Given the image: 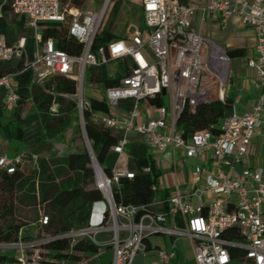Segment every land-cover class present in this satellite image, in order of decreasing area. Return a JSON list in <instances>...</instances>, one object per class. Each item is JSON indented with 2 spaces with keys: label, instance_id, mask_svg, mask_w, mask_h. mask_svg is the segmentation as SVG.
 <instances>
[{
  "label": "built area",
  "instance_id": "1",
  "mask_svg": "<svg viewBox=\"0 0 264 264\" xmlns=\"http://www.w3.org/2000/svg\"><path fill=\"white\" fill-rule=\"evenodd\" d=\"M93 1L12 0V14L33 33V53L29 58L25 38L8 45L6 37L0 35V63L22 60L24 70L31 72L32 82L40 85L56 75L73 77L76 94L64 97L76 102L80 122H84L83 112L87 110L93 122L125 134H141L151 152L165 155L170 148L174 170L176 155L183 152L185 158L200 162L193 174L202 178L203 185L187 195L176 187L164 210L152 209L159 203L156 199L144 206L117 205L113 187L133 179L134 172L112 171L107 175L94 166L95 187L101 200L92 205L86 227L31 241L23 240L20 230L16 241L0 242V256L11 259L8 264H50L53 260L46 249L48 243L86 240L96 247L94 253L79 252L77 261L59 264H95L106 249L112 251L107 264H134L136 256L146 251L148 238L163 235L171 239L170 249H158V260L153 264H169L176 241L181 238L192 242L195 264H264V170L245 168L237 176L230 175L246 156L254 130L264 123V91L250 111L227 116L217 137L201 132L185 139L177 128L186 107L193 112L200 104L223 102L229 81L227 52L193 33L191 18L198 11L216 13L225 27L230 16H238L255 34L256 44L247 66L259 77L257 88L264 89V0H210L204 8L178 5L176 0H141L143 33L135 31L128 38L111 41L107 53L104 48L95 53L94 43L113 0H102L99 10L92 9ZM48 24L65 29L66 38L80 45V53L71 56L56 47L57 39L43 40L41 30ZM109 59L124 63V75L117 87L104 88L102 100L110 115H100L91 111L90 98H84L83 88L87 70L106 65ZM12 77H0V86L7 90L4 106L8 110L19 100L9 82ZM158 95L167 97V105L155 107L156 118L138 123L137 104ZM120 100L134 101L132 110L122 116L117 107ZM126 144L124 137L111 147V152L121 155ZM37 160L27 154H0V170L12 173L24 165L33 168ZM142 171L151 173V166ZM152 190L157 193V186L153 185ZM213 195L215 199L205 204V198ZM189 198H194L197 205ZM94 205H101L97 217ZM40 222L46 225L48 219L42 217ZM8 250L14 255L8 256Z\"/></svg>",
  "mask_w": 264,
  "mask_h": 264
},
{
  "label": "trees",
  "instance_id": "2",
  "mask_svg": "<svg viewBox=\"0 0 264 264\" xmlns=\"http://www.w3.org/2000/svg\"><path fill=\"white\" fill-rule=\"evenodd\" d=\"M12 0H0L2 16L0 18V35L6 37L8 45H14L20 38H25L28 57L33 53V33L24 28L22 19L12 14ZM43 40L57 39L56 47L71 56L78 55L80 45L66 38L65 29L48 24L41 30ZM123 39L110 32L97 35L94 52L104 48L113 40ZM229 58L243 57L244 50L227 52ZM109 58V57H108ZM108 64L89 69L90 83L101 84L104 88L117 87L123 77L124 63L120 60H108ZM116 64L117 71L112 74L109 66ZM11 74L16 82L15 92L19 100L10 110L0 108V128L8 124L11 139L22 141L24 132L20 126L22 121L38 117L43 138L37 142H46L52 148L65 129L78 120V110L74 100L64 96L76 94V81L73 77L54 76L44 84L32 82L31 72L24 70L22 60L0 63V76ZM156 107L164 106L161 95L150 100ZM233 102L227 96L223 102H212L198 105L193 112L187 107L181 113L177 128L185 139L196 133H209L217 137L221 133V125L227 117ZM91 111L100 115H110L104 100L90 99ZM83 125L92 153L105 174L110 175L109 164L113 153L111 147L117 143L113 129L98 122H93L89 111L83 112ZM75 123V122H74ZM79 132V128L75 129ZM151 166V173L142 169ZM134 178L113 187L114 200L119 204L144 206L152 202L156 192L152 190L157 178V171L151 158L138 160L135 165ZM101 200V194L95 187L94 171L91 156L87 149L80 152L67 153L63 157L39 158L33 168L24 165L14 172L0 170V220L4 217L9 222L0 229V242H14L19 231L23 230V240L31 241L51 238L71 230L87 226L92 205ZM46 217L48 222L42 225L40 220ZM20 223H17V222ZM50 251L52 263L60 261L74 262L79 259L77 253L91 254L96 247L89 241L80 240L72 243L68 239L56 240L46 245ZM12 261L0 256V264Z\"/></svg>",
  "mask_w": 264,
  "mask_h": 264
},
{
  "label": "crops",
  "instance_id": "3",
  "mask_svg": "<svg viewBox=\"0 0 264 264\" xmlns=\"http://www.w3.org/2000/svg\"><path fill=\"white\" fill-rule=\"evenodd\" d=\"M209 2L210 0H176V4L178 5L193 4L199 8L206 7ZM190 28L193 33L217 44L226 52L234 50L245 51L243 57L230 58L229 81L226 88V96L232 100L233 105L227 116L232 113L241 116L250 111L256 104L259 94L264 91V89H259L256 86L259 82L256 71L247 66V61L252 56L256 44L254 32L245 26L236 15L230 16L226 21L225 27H222L218 15L208 11L196 12L190 20ZM231 62H234L232 75ZM5 75L7 74H3L0 77ZM13 81L15 82L14 78H10L9 82L15 88L16 82L14 83ZM6 96V88L0 86V108L4 111L6 110L4 106ZM131 110L132 109L125 111L118 108V114L122 116L125 112ZM141 111L142 113H140L138 123L156 118L158 115L155 107L150 103L142 107ZM262 117H264V114H262ZM20 126L24 132L22 141L20 142L11 139V129L8 124L4 123L0 128L1 155L5 154L9 157H13L27 154L29 156H36L38 159H49L57 156L63 157L65 155L63 152L58 154L56 150L57 142L53 144V148L46 142H37L39 139L43 138L38 117L26 119L20 123ZM113 131L117 142L125 137L127 144L124 146L121 155H113L109 164L111 172H133L138 160L146 157L151 158L152 164L158 174L155 182L158 188L155 199L158 200L159 203L157 202L156 205L153 206L152 209L154 211L167 208L166 201L168 197L174 193L176 187L185 195L189 194L195 188L202 187V178L196 177L193 174V168L200 165L198 160L185 158V155L182 159H178L176 155L174 170L173 158L170 151H167L165 155L151 152L145 145L144 137L141 134L136 132H128L125 134L122 130L115 128ZM179 153L184 154L183 152ZM185 160L191 161L188 168L182 164ZM245 168L251 171L258 169L264 170V123L254 130L246 156L240 164L235 166L230 175L237 176ZM158 181L160 186L157 184ZM214 199V195L206 197L205 204H208ZM188 201L193 205H197V201L194 198H189ZM93 208L94 214L97 217L101 211V205H94ZM25 230H27V228H25L24 231ZM161 236L162 238L157 242L151 241L152 236L148 238L146 251L136 256L134 264H153L158 260L156 252L158 249L167 251L170 249L171 239L163 235ZM111 257L112 251L106 249L100 258L95 261V264H107L111 261ZM169 264H195L193 258V244L190 240L181 238L176 241L175 255L169 261Z\"/></svg>",
  "mask_w": 264,
  "mask_h": 264
},
{
  "label": "rangeland",
  "instance_id": "4",
  "mask_svg": "<svg viewBox=\"0 0 264 264\" xmlns=\"http://www.w3.org/2000/svg\"><path fill=\"white\" fill-rule=\"evenodd\" d=\"M102 0H94L92 9L99 10L101 7ZM144 25H143V18H142V10H141V0H113L108 8V11L104 17V20L101 24L99 34H103L106 32H110L117 36H121L123 38H128V36L132 35L135 31L143 33ZM110 71L112 73L117 71V65L113 64L109 66ZM234 69V62H231V75L233 74ZM14 82V81H13ZM15 83V82H14ZM90 72L89 69L87 70L85 83L83 88V96L85 99H96L102 100L104 87L103 85L100 86H90ZM164 104L167 105V97L164 98ZM147 100H142L137 104V111L142 113V107L148 105ZM117 107L119 109L128 111L134 107V101L132 100H120ZM75 122V123H74ZM79 128V132H75L76 128ZM57 152L65 153V155L69 152H80L86 148L85 141L83 139L82 130H81V122L79 120L73 121L61 134L57 141ZM170 151V148L168 149ZM184 154L177 153V158L182 159ZM185 167H189L191 164L190 160H185L182 163ZM160 186L158 181L157 183ZM9 222L7 217H4L0 220V229H2L5 224ZM17 222V221H16ZM20 223V222H17ZM27 228L24 227L23 230ZM22 230V231H23ZM20 232V231H19ZM162 238L161 235L159 236H152L151 241L157 242L159 239ZM8 256H13V251H6Z\"/></svg>",
  "mask_w": 264,
  "mask_h": 264
},
{
  "label": "water",
  "instance_id": "5",
  "mask_svg": "<svg viewBox=\"0 0 264 264\" xmlns=\"http://www.w3.org/2000/svg\"><path fill=\"white\" fill-rule=\"evenodd\" d=\"M162 95L165 96V91H162ZM178 119V118H177ZM81 130H82V135H83V139L85 141V144H86V149L88 151V153L90 154L91 156V160H92V169L94 166H97L98 168H100V166L98 165V163L96 162L95 158H94V155L92 153V150H91V147H90V144L88 142V139L86 137V133H85V129H84V125H83V122H81ZM101 169V168H100ZM125 182V181H123Z\"/></svg>",
  "mask_w": 264,
  "mask_h": 264
}]
</instances>
